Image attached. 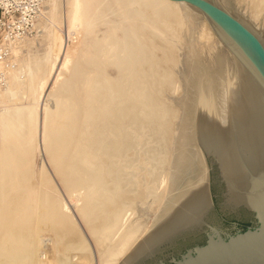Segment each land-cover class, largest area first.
Instances as JSON below:
<instances>
[{
  "label": "bare ground",
  "instance_id": "1",
  "mask_svg": "<svg viewBox=\"0 0 264 264\" xmlns=\"http://www.w3.org/2000/svg\"><path fill=\"white\" fill-rule=\"evenodd\" d=\"M98 1L99 0H66V3H67L66 28L68 29L67 31H70L69 33H71V30L72 32L73 30L77 32L81 31V34L83 32V36L80 39L82 40L84 39L83 40L84 43L81 44L82 43L81 42L80 44L82 47L79 44L78 46L80 47L78 49L75 48V43H74V46L73 44L72 45L70 44V46H73V47L66 48L65 52L63 53V58L59 66L60 68L57 69L59 70V72L56 73L57 75L56 77L54 76L55 79H53V84L51 87L53 89H51L52 91L50 90L51 93H49L50 91L48 92L49 96L48 95L46 96L45 94L46 99L49 100L50 98L52 103L49 100L50 102L48 104H50L49 106L50 108L48 107V105H47V108L49 109L44 108L45 118L43 119V124H42L44 128L43 129L44 130L43 131L44 132V137H43L44 144L43 145L45 147L44 149L46 150L45 152L47 153L46 155L49 159L47 161L50 162L51 167H53L54 169L53 172L59 173L58 175H60L62 178L63 176L67 175V172H71V170L74 167L73 165L75 163H78L77 169H76L77 173H79V171L83 169H89L87 171H90L91 173V169L93 168V170H100V172L102 173L101 175H103L104 177L105 181L103 182L104 184H106L107 189L106 188L102 189L101 183L103 182L101 181V179L103 178L101 176H98V177L96 176V180L95 178H93L94 176L93 177L92 176H85V177L70 176L68 178L69 182L67 183V185L65 184L67 188L71 187L72 182L74 181L76 182L78 180H84V181H81V183L85 182L83 184H87V186H85L86 192L84 193L82 197H80L81 196L80 195L79 196L80 198H78L80 202L77 200L80 204L78 205L77 201L75 203L76 209H78L77 213L81 215V216L79 215V217L83 218L84 222L85 221L87 222L86 223L87 225L85 224L86 227L87 226L90 227L88 220H85V219H88V215L90 217L91 213H89L88 210H90L89 207L92 206V204H95L92 210H94V208L95 209L98 208L99 210L102 209V211H105V212H108V210L111 212L112 209L118 208L119 205H117L115 208L114 207L112 208L114 200L112 199L113 197H111L110 199L109 195H111L110 192L112 191V189H114L113 184L115 183L111 182L113 187L112 185L107 184V182H110L108 178H111L110 173L113 172L112 169H114L115 171L116 169L117 171H119L120 169L122 172H124L122 168L124 166H127V167L131 166L132 162H129V161L138 160L137 158L139 157V155H141L139 154L141 153L140 147H138L140 152L139 153L136 152L139 154L138 156L134 155L136 153H133L135 151H138L137 149H135V151L134 149L130 150L126 154L127 149L130 148V146H132L134 141L136 140V139L132 140L130 138L138 134V132H139L138 135H140L138 137L144 138V135L146 133L141 136V134L145 132V130L143 131V129L148 128V125L153 119L150 118L146 122L145 120H138L137 116H141L145 114L144 116L147 117L151 115V112L154 109L152 106L153 104H151V101H150L151 91L154 88V84H153L154 79H156L157 77L158 78L160 77L161 79L162 75L165 74L163 71H167V69L171 67L168 65L169 67H167V69L163 68V70L160 67L159 68L160 71L164 73V74H160V71L158 72V69H155L156 67L159 66V64L158 65L155 64L156 67L154 69L157 70L158 74H155L156 76L153 74L155 77L152 75L153 72L151 71L153 69L151 70V67L153 66H151L152 59H150V57L152 55V51L156 49L155 47L154 49H152V47L156 43L155 44L153 43L155 40L153 42H151L150 40L153 38V32L151 28L155 31L160 29L161 26H156V23H160L161 21H163L162 18L166 19L167 16L164 15L163 13L165 14L171 13L173 12V10L175 9L177 10V8H179L182 13V9L189 8L184 3L173 2L171 0H136V1L133 0L135 1V3L131 2L132 0H115L114 2L112 0V2L116 4L115 6H117L120 2H123V4L125 3L123 7L121 6L123 4H119V6L116 7L118 9V10L116 9L117 12L114 11L115 12L114 19H116V15H119L117 16L119 17L117 18L119 20L121 19L120 17H122L121 19L122 21L118 20L119 23L120 22L122 23V24H119L120 25L119 27V25H117L118 22L116 23V25L113 24V22H111L112 25L110 24L107 26V24H109L108 23L109 21H107L109 20L107 19L108 18L107 16L105 17L106 22L104 23V21L102 20L103 18L102 15L104 16L108 15V13L109 14L112 13L111 11L113 10L108 12L109 11L108 9L111 8V6L107 8L108 6H106L105 3L104 5L106 7L102 6L103 5L102 0H101L102 3L100 2L102 5H99L100 3H98ZM234 1L238 4H241L242 0H234ZM245 1L248 2L249 0L248 1L245 0ZM253 1H256V0H253ZM104 2H106L107 4L106 0ZM246 2L244 3L245 5H246ZM259 2H262V0L261 1L259 0ZM111 3H108V5L109 4L111 5ZM113 3L112 5L114 6ZM96 4L99 6L97 7L98 10L104 9L103 7L107 8L105 10L106 14L102 10H100L101 13L99 14L101 16V21H99L98 19L99 14L98 12H96L97 11ZM130 4L131 5L133 4L132 7H130ZM261 4H264V3L262 2ZM247 8L250 9L248 6ZM255 8H257V6ZM262 8L264 9V7ZM94 9L95 11H93ZM112 9L115 10V7L114 8L112 7ZM119 9L122 11L120 12ZM189 9L195 12L194 13L192 11L193 17L192 16L190 17L196 20L197 17H195L194 15H199V12L195 11L191 7ZM248 12L250 11L248 10ZM92 13L98 14L96 15L97 16L96 19L98 22L95 21L94 22L95 24L92 22L94 27L92 26V24H90L91 19L94 18L95 16V14H93L94 16L91 18ZM122 13L124 15V18H123ZM255 13L252 14V12H250V14L248 15V17L250 16V19L252 21L257 20L259 16V15L257 16V14ZM179 14H178V17H179ZM110 15L113 18L114 13ZM237 16L247 28H249L252 32H254L260 38L261 42L264 45V33L262 34L259 30H257L256 27L253 25V23H251V21L247 20L246 18H244L243 16L239 14ZM180 18H184V17H180ZM179 20L183 22V19H179ZM92 21L94 20L92 19ZM88 23L91 26L87 25ZM96 23L102 24L103 27H104V24H106V28L103 29L101 25L99 27H102V30L97 31L98 29L95 28V25L97 26L98 24ZM184 23H183V26H184ZM180 24L181 23L179 22V25ZM197 25L199 24L197 23ZM166 26L168 27L169 25H166ZM189 27H192V25ZM196 27L197 26L195 25V28ZM204 27L206 30V26ZM180 28L181 27H179V29ZM199 29L200 31L202 29L204 31V28H199ZM214 29L216 30L217 36L220 38V41L230 46V48L232 49V52L241 60V62L248 69H250L253 72L254 76L249 75V73L243 68H241V70H239L240 68L239 69L235 68V70L231 72V68L230 66H228L227 63L224 65V67L221 66V69L216 70L217 72L215 71L214 73H212L211 70H208L207 67L203 66L201 63L198 62L199 57L196 56L197 51H193L195 49H191V52H189V55H187V61L190 62L188 65L189 68L185 66V69H184L183 66L181 65L182 67L180 68H182L183 70L180 68H178V70L181 71L182 80L187 82L188 86L190 85V87H192L193 90L191 93H189V91L187 93H184L182 97L175 94V98L179 96L178 105L180 108L179 107L177 108L180 109V112L178 109L174 110L176 106L175 104L173 105V103L171 102V98L169 102L171 103L170 105L174 106V107L170 106L171 107L170 111L174 112V114L176 113L178 114V112L180 114H179V119H176V120H179L175 126L176 128L172 130L171 128H169L171 132L170 134L172 135V132L174 133L172 135V140L170 139L171 142H169V138L168 140H166L168 144L171 143V147H170L171 149H169L170 150L169 151L166 148V144H165V148L168 151L165 152L164 151L165 148L162 150L164 151V154L169 152L164 156L165 158L168 155V160L167 162H165L166 159L163 158L164 163H166L164 165V163L161 162L162 160L159 159L160 156L161 158L163 157L164 155L163 153H160L161 155L158 154L159 157L154 156L155 159L158 157L157 158L158 161L156 160L158 164L162 163L164 165L163 167L160 165V167H162L160 168L159 166L155 165L156 161L151 160L153 158L150 157L151 158L150 162H152V164L153 162H155L154 167L155 166L156 168L159 167L162 171L158 169L160 170V172L158 173L157 172L158 170H156V168H153V166L152 168L154 169V173L157 172V174L151 173L152 170L151 172L149 171L151 166L148 167V170H146L147 173L140 174L141 172L139 173V171L138 172L136 171L137 172L136 173L134 171L137 174V176H130L132 174H130L129 172H133V171H128L129 173L128 177L130 178L132 177L131 180L133 181L132 183L134 184H132L129 178L127 177L126 178L123 177L126 180L124 182V179H123L122 181L124 183L120 184L121 182H119V180L121 181L122 174H124L121 171H119V174H115V171H114V174L111 173L114 176L115 175L119 176L118 178L114 177L115 179L120 178L118 180V183L120 185H118L117 183L118 187L115 189L116 191L114 190H113L114 192L112 191V194L117 191L120 192V189L123 188L121 185L130 186V184H132L133 187L134 185H136V187L132 189L134 190L136 188L134 193L133 191H131V189H128L127 187L125 188L127 192H124V189H123V192L128 194L130 191V193H133L132 195H127V198H131V206L133 205L134 207L135 205V207L137 208V215H138L137 218H140L139 221L135 222L131 226H128L127 229H125V227L122 228L123 224L121 223L123 221L121 223L119 222L122 226L118 223V221H121L118 219L119 215L117 216L118 221L117 219L115 220L118 224L114 223L115 221L114 222L112 221L114 220L113 217L114 216L116 217V213H117L116 212L117 209H116V210H112V214H115L113 216L109 214L110 212H108L109 214L108 216H112L111 219L113 218L112 220L110 218H109L110 219L109 221L107 220L108 225H106L107 223L106 224L103 223L104 219H106L107 217L106 215L105 217L102 216V220H101L102 224H105V225H100L102 228L99 227L98 228L99 230L96 229L94 227L95 224H93V227H94L92 228L93 230L91 228H89L91 230H88L87 228L89 234H92L94 231L98 230V232H94L92 234L93 236L96 233L93 237L91 236L92 240L100 236V238L107 239L108 241L109 240L108 235L114 232L113 235L111 236H113L115 239L113 240L112 237L109 235L111 237L110 238L111 240H109L111 242V246L109 245L110 247L105 254V258L101 260L100 264H136V262L138 260H141L142 258L153 256L157 251L160 250L162 246H164V244L170 242L176 236L181 235V234H186L188 232L194 231L195 229L196 230L201 229L202 225L205 223L207 213L212 205L211 196L208 190V177L206 173V167L203 161L202 151H207L208 153H211L219 163L221 173H222V178L226 185V190L224 192L225 202H226L225 204L228 205L229 207L236 208L240 203H244L248 207L254 209L256 202L259 198V195L264 190V88L262 85V81L260 80L258 75H255L256 73L253 71L250 64L246 62L245 57L240 52V50L236 48L233 42H231V40L223 32L220 31V29H218L217 27H214ZM117 30H119V32H117ZM165 30L166 29H164V31ZM169 30H168V33H170ZM180 30H182V28ZM197 30H196V33L199 32V30L198 31ZM160 31L163 32V30H160ZM157 32L159 33V31ZM185 33H188V30L185 31ZM196 33L195 35L197 36L198 33L197 34ZM165 34L166 32L163 33V36ZM172 34L170 33L171 36ZM193 34H191V36H193ZM51 35H52L51 36L52 45H50V47L52 46L51 48L52 51H51V57H50L51 59L49 60L50 61L49 66L47 67L46 66L47 64L46 65L44 64V63H47L46 61L44 62V60L46 59L42 60L45 54L43 56L41 52L40 54L42 57L40 55H38L39 57L35 55L37 59L41 57V60H40L42 61L41 63H43L46 66V68H48V71H47V69L43 66L46 69L45 71H47L46 73L43 72L44 70L40 72L41 68L38 69L36 67L38 71L36 70L34 74L33 72L29 71L28 68L25 69V67L23 66L24 71L22 72L23 74L21 73L23 76L26 75V73L24 74V72H26L25 70L27 69L31 73L27 72V76L22 77V79L17 78V77H21L22 75L15 76V79H14V76L12 77V75L15 73V71L17 73V71L20 72L23 69L20 66H17L21 68L20 71L18 68H17L18 70L15 69L16 68L15 66H14L15 71L9 69L8 66H7L8 69L7 68H5L6 70L4 69L6 71L5 74H7V78H8V80L4 82L6 84V82L9 81L10 85L8 82V84L6 85L9 87H5L6 86L5 85V86H1L4 88H0V89L2 90V89L8 88V90L12 91L11 95L14 92V96L17 99H19V97H21L22 99L25 98L26 100L25 99L24 100L26 102L25 101L23 102L22 99L20 98L21 101H16V100L12 101L15 106L14 105L10 106L8 104L11 102V100H13V98H11L9 102V98L11 96L10 97L8 96L7 105L9 107L1 105L3 108L0 109V164H1L0 165V225H1L0 227L3 226L2 227L3 229H0L1 231L0 246L1 247L4 246V244L9 243L7 241L12 240L10 239V237L13 232H15L14 234H12L15 236V237L12 236L13 243L15 240L18 239L16 237L18 231H19L18 233L19 235L21 234V232H25L26 234H28V232L30 231L29 228L31 226L29 225L30 226L29 227L26 224H29L27 223L28 221L32 223L30 218L35 216L36 212H39V211L40 213L41 212L42 213L41 215L40 213L39 214L37 213L38 216H43L42 214L44 213L45 216L47 217L44 219L47 220L49 217L48 219L49 221L47 220L49 224L48 226L49 228L47 229H50L51 227H53L51 225L53 224L55 225L54 226L55 228L53 227L54 229L53 228L50 229L51 231L58 229L57 231L59 233L60 232L63 233L64 231V232H68L67 234H69L71 232L70 229L74 227V230H72L71 235L74 236L75 234L73 235V231L76 232L75 230L76 227L71 225L72 221L70 220L72 218L69 219V215H67L68 212L66 213V211L69 209L67 208V206L63 208V210L62 208L60 210V208L54 206L55 202L53 198L44 199L43 195L45 194L42 195V193H41L42 196H40L42 199V202L40 201L41 203L38 206L39 200L36 201V198H37V193L35 192L36 189L34 190L33 188L30 189L28 187V185L30 186V183L32 182H30L29 184H27L28 182L27 183L24 182V179L26 180L27 179L26 176H28L27 171L24 168L26 167L25 165L27 164L29 160V156L34 150L33 147L35 145L33 138L35 136L36 129H37L36 119L38 115L35 109H36L38 100L40 96L42 95L45 85L48 81L49 73L51 70H54L53 67H55L54 65H56L55 60L59 57V55H61L60 52L61 50L63 52L62 48H64L62 39L59 37L57 38L54 37V34H51ZM77 35L79 34L77 33ZM167 35L164 36L166 37L165 39L166 41H164V43L169 42L167 41L169 40L167 39ZM202 35L203 34H201L200 36ZM174 37L176 38V36ZM184 39H187V36ZM196 39H197L196 41L198 42V38ZM173 40H177V39L173 38ZM148 41L151 43H147ZM161 41L162 40H160V42L158 43H163V41L162 42ZM178 41L180 42V40ZM26 42L28 41L26 40ZM37 42H40V41H37ZM197 42L196 43L194 42L196 46L198 44ZM23 43L21 45H23ZM29 43L30 41L27 44ZM149 44H151L150 45L151 51L147 50L149 48L146 47V45L148 46ZM166 44L167 43H165L164 45ZM17 45L18 46L11 47L12 51L10 55H11V58L14 60H17L16 62L18 63V59H20V56L18 59L16 58L19 55L18 52H21L19 51V46L21 47V45L20 44H17ZM161 45L158 44L157 48L158 46H161ZM23 46H25V44ZM194 46L193 48H195ZM145 47L147 49H145ZM28 48L29 49L31 48L30 44ZM28 48L26 47V50ZM45 48L47 51L51 50L50 48L49 49H47V47ZM160 49L162 48L160 47ZM164 49L167 50L166 47L163 48L162 50ZM76 50L77 52L78 51L81 52V55L79 52H78L79 54L75 52ZM141 50H144L145 52L148 51L149 53L151 52V55L147 53L145 55L144 54L141 55V53L138 52ZM156 50L154 51L156 52ZM47 51H44V53ZM155 52H153V57H154ZM161 52H165V51H161ZM161 52L159 51L160 54ZM173 52L175 53V51ZM173 52L172 53L170 52V53L173 54ZM137 53H140V55ZM20 54L22 55L23 53H20ZM77 54L78 56L80 55L82 57L80 56L78 57ZM182 56H183V53H182ZM27 57L25 58L27 59ZM35 58L33 57L31 59H35ZM80 58L83 61H81ZM22 59L24 58L21 57V60ZM26 59L22 61L20 60V62H23L26 65L25 61H28ZM28 59L29 61L27 64L31 67L32 65L34 67L35 65H37V63L40 62L39 60H38L39 62H37L36 61L37 59L35 60V62L34 60L32 62L30 57ZM30 62H32V65L29 64ZM39 64L37 66L41 67L42 64L40 65ZM3 65H4V62L2 66L0 63V66L2 68H4ZM163 66H166V65L163 64ZM33 67L30 68V70H32ZM111 69L116 70V73L115 71L112 72V74L113 73L115 74V78L114 76L113 77L111 76L112 75L110 73ZM155 70L153 71L155 72ZM215 73L216 75L213 76L212 74H215ZM149 74H151L153 78L152 77L148 78L147 76H149ZM127 75H128L129 81H127L126 79ZM11 77L13 79H11ZM181 77H179L178 79L180 80ZM1 85H4V84L2 83ZM8 90H6L8 92L7 94H9ZM62 90H64V92H66L67 90L68 93H66V96H63V97L60 96L61 95L60 92H62V95L64 93ZM0 93H3V95L0 94L1 101L3 99L1 98L2 96L3 97L6 96L5 99L7 98V94H5L6 93L5 90H2ZM181 93L179 92L180 95ZM170 94H173V93L171 92ZM173 97H174V94H173ZM48 100H46V102ZM167 100L169 101V99ZM6 102H7V99H6ZM18 102H19V105L16 106ZM20 102H23V104ZM0 104H3V103H0ZM4 105H5V102H4ZM166 105L167 106L169 105L167 101H166ZM168 108L166 106L164 107L163 115L161 114L162 116H166L167 114L166 111H169L167 110ZM167 115L170 116V114H167ZM166 117L168 118V116ZM174 118L176 117H173V119ZM121 121L122 122L124 121V124ZM159 121L162 122L160 119ZM164 121L162 123L159 122V124H161L162 126V124L164 125L165 123L166 125L167 124L166 122L168 121L167 120L166 122ZM119 122L122 125H118ZM148 122L149 124L144 126V124L145 123L147 124ZM153 125L155 127L156 125L155 121H154V124L152 123V126ZM118 126H120V128ZM169 126L172 127L173 125H171L170 123V125L168 124V127ZM168 127L166 129H168ZM140 129L142 130V133L141 131H139ZM148 129H146V131H148ZM170 134L169 136L171 137ZM135 137L137 138V135ZM127 138H129L128 139L129 142L130 140H132L131 141L132 143H128V142H127L128 144L122 143ZM137 139L139 140V138ZM138 140L137 142H139L141 146L142 144L144 145V139H141L143 140L142 141L143 143L142 142L140 143L141 140L140 141ZM148 142H149V139H148ZM122 144H126V145H123V146H126L124 154L126 155L125 159L128 160V163H131L130 165L127 163L124 164V166H121V164L119 165V163H121V160H123L124 158V156L123 157L121 156L122 159L119 160L120 155H123L121 153L124 152V147L121 146ZM129 144H132V145L129 146ZM134 146H137V145H134ZM120 147L123 148L121 153L119 152L121 151ZM151 148H154V147H151ZM144 150H142L143 151L142 153H146L148 156L150 155V153L151 154L153 153V152L149 153L150 150L149 151L145 150L147 152H144ZM118 152L120 153L119 156H118L119 154ZM132 155H134V157L136 156L137 158L135 157V159L132 158V160H130L131 159L130 156ZM147 158L149 159V157ZM115 161L117 163H114V165L115 166L119 165L122 168L121 167L119 168V166L114 167L112 164ZM142 162L144 161H141V163ZM150 162L148 164H150ZM89 164L91 166H89ZM136 167H138V165H136ZM140 168H141L140 170H142L143 167L141 166ZM126 173L127 172L125 171V174ZM87 174H89V172ZM43 176H45V174ZM43 176L41 179H43ZM45 177L44 179H46ZM99 177L101 179L97 181ZM112 178L110 179L111 181H112ZM44 179L42 182L46 181ZM127 180H129L130 182L129 184L128 182L126 183ZM77 183H80V182H77ZM108 185L112 187V189H110L111 191L109 190ZM99 186H101L100 188L101 190H103L102 192H105L104 190H107L109 194L106 192L107 194L103 195V193H101ZM30 187H33V186L31 185ZM69 189L70 188L66 190H69ZM118 192L115 193L116 196ZM115 195H112V196H115ZM117 197L119 198V196ZM125 197L126 195L124 196V198ZM116 200L118 199H115V202H114L115 205L117 203ZM120 202L122 203V200H120ZM128 202L126 201V204L122 203L123 206L120 203L121 206L119 207L120 208L123 207L124 210L128 209L130 205H128V208H126L127 206H124V205H127ZM37 207H39V211L35 212V209ZM66 208L67 210H64ZM110 208L112 209L110 210ZM120 208H118V210H120ZM40 209H42V211ZM98 209L97 211H99ZM129 209H132V208H129ZM124 210H122L121 212L119 211V212L122 213ZM133 210H129V211L126 210V211L130 212ZM46 211L50 212L49 213L50 216ZM124 213L120 215L123 217ZM103 214L104 212L101 213L99 211L100 216ZM99 215L96 214V216H94L96 217V219H94V222L98 220L99 217L97 218V216ZM131 215H132V212H131ZM37 217H35V219ZM130 217H127V218L129 219ZM37 219H39V217ZM41 220H42V217H40V221ZM92 220H91V223L93 222ZM125 221H128V220H124V223ZM112 222L115 224L113 227L116 226V231L115 229L111 227L113 225ZM25 227H27L29 231L27 230V228L25 229ZM36 229L38 230V228ZM24 230H27L28 232ZM32 230H34V228ZM37 230L35 231L36 233H37ZM31 233L32 232L29 233L30 236H31ZM34 233L32 234L34 235ZM29 234L28 236L26 235L27 239L25 238L27 241L25 239H22L24 241L20 239L23 242L22 243L21 241L18 240L19 242L22 243V244L19 243L21 244L22 247L23 245H25L24 242L25 241L28 242V239H30ZM52 234L54 236L53 239H56V241L57 239H61L60 236H57L59 234L56 235L55 232H53ZM33 235L31 239L33 238ZM55 235H56V238H55ZM61 235H64V234H61ZM66 235L63 237H66ZM62 239L60 240L61 242L59 240L58 241L62 243ZM80 241H83V240H80ZM29 242L32 243V241L30 240ZM54 242L55 240L53 241V243ZM64 242H67V240H65ZM69 242H71V240ZM95 242H97V239L95 240ZM53 243L51 242L52 245ZM79 243H77L78 246L76 244V248L77 247L82 248V246L80 247ZM83 243H84L83 248H85L86 244L85 242ZM33 244H30V246H28L30 250L33 249L31 248ZM80 244H82V242ZM27 245L28 244L25 245V248H26V249L24 248L25 251L24 249L23 250L21 249V251H24L23 253L25 252L27 253V250L29 251V248L27 247ZM12 246L13 247L10 246L11 249L16 248L15 251H17L18 247H14L15 246L14 244ZM95 246H96V243H95ZM1 247L0 249H2ZM10 247L8 248L6 247L7 251L5 252H7L8 254L12 252V251H8ZM18 251L20 252L19 249ZM77 251L79 252L80 250L77 249ZM98 251L100 254V250ZM30 252L31 251H29L27 255ZM80 252H83V250ZM101 253H102V249H101ZM3 254L5 255L6 253L3 252ZM14 254L16 255V252L13 253V255ZM22 254L21 256L26 255V254H23V255ZM9 255L8 257L5 256L4 258H0V264H30L28 263L29 261L28 257L25 258L24 256L25 258L24 260V258L20 257L21 258L20 259L18 258L19 256L16 255L15 258H17V260L12 261ZM14 256L12 257L11 255V258L13 260H14ZM99 256H102V255L100 254ZM36 257L37 255L34 256V259ZM36 262H39L40 264L39 257H38V261Z\"/></svg>",
  "mask_w": 264,
  "mask_h": 264
},
{
  "label": "rangeland",
  "instance_id": "2",
  "mask_svg": "<svg viewBox=\"0 0 264 264\" xmlns=\"http://www.w3.org/2000/svg\"><path fill=\"white\" fill-rule=\"evenodd\" d=\"M102 1H103V5L101 4L102 3ZM99 0L98 1V3H100L99 5H102V6H108L107 8H109V6H111V8H109L107 11L108 12H110L111 10H113V11H111L112 13H114V15H113V18H112V16L110 15V14H112V13H108V15H102L103 16V18H102V20L104 21V23L106 22V20H105V17L107 16L108 18L107 19H109V20H107V21H109L108 23L109 24H107V26L108 25H112V23L111 22H113V24H115L116 25V23L118 22V20L119 19H117V18H119V17H117V16H119V15H116V19H114V16H115V12H117L116 11V7L117 6H119V4H123V2H120L117 6H115L116 4H114L113 2L115 1V0H113V2H112V0H111V2L114 4V6L112 5V3L110 2V0H106L107 1V4H106V2H104L105 0ZM136 1V0H135ZM135 1H131V2H134L135 3ZM225 7H227L232 13H234L235 15H241V16H243L244 18H246L247 20H249V21H251V23H253V25L256 27V29L257 30H259L262 34L264 33V9L262 8V7H264V4H261L262 2L264 3V1L262 0V2H259V0H256V1H253V0H247L248 2H246L245 0H242L241 1V4H238V3H236L234 0H219ZM226 1V2H225ZM228 1V2H227ZM244 1V2H243ZM261 1V0H260ZM246 2V5L244 4ZM250 2V3H249ZM97 3V4H98ZM104 3H105V5H104ZM108 3H111V5L109 4L108 5ZM116 3V2H115ZM236 3V4H235ZM249 3V4H248ZM256 3V4H255ZM96 4V5H97ZM125 4V3H124ZM124 4L123 5H121L122 7L124 6ZM258 4V5H257ZM133 5V4H132ZM132 5L130 4V7H132ZM253 5V6H252ZM105 6V7H106ZM120 6V7H121ZM245 6V7H244ZM247 6L250 8V9H248L247 8ZM257 6V8H255ZM97 7H99L98 5L96 6V12H98V14L99 13H101V11L100 10H102L105 14H106V12H105V10L107 9V8H105V7H103L104 9H100V8H102V7H100L99 9L100 10H98V8ZM112 7L114 8L115 7V10L114 9H112ZM261 7V8H260ZM184 8V7H183ZM246 8V9H245ZM127 9V8H126ZM252 9V10H251ZM66 10H67V3H66V0H0V63H1V66H2V64H3V62H4V65H3V67L4 68H2L1 66H0V82H1V84L3 83L4 85H1L0 84V88H4V87H1V86H5L6 84H8V82H6V84H5V82L4 81H7L8 80V78H7V74H5L6 73V69L5 68H7L8 69V67H9V69H11V70H14V68L15 69H19V71H20V69L22 68L23 70L22 71H20V72H18L17 71V73H16V71H15V75L13 74L12 75V77L14 76V79H15V76H21L23 73V71H24V68H23V66L25 67V69L26 68H28L29 69V71H31V72H35L36 70L38 71V69L39 68H41V71L40 72H42L43 70V72H47L48 71V68H46V66L48 67L49 66V64H50V57H51V51H52V46L50 47V45H52V41H51V34H54V37H59V38H61L62 39V41H63V47L64 48H62L63 49V52H62V50H61V52H60V54L61 55H59V57L55 60V64L56 65H54L55 67H53V69L54 70H51L50 71V73H49V78H48V81H47V83H46V85H45V88H44V90H43V93H42V95L40 96V98H39V100H38V103H37V106H36V113L38 114L37 115V119H36V126H37V129H36V133H35V136H34V144L35 145H37V146H35L34 145V147H33V151H32V153H31V155L29 156V160H28V162H27V164L25 165L26 167L24 168V169H26V171H27V174H28V176H26V180L24 179V182H28L27 184H29L30 182H32V183H30V186L32 185L33 187H30L29 185H28V187L31 189V188H33L34 190L36 189V193H37V198H36V201H38V206L40 205V203L42 202V199H41V197L40 196H42L43 194H45V195H43V197H44V199L45 198H53V200H54V202H55V207H58V208H60V210H61V208H62V210H63V208H65L66 206H67V208H69L68 210H67V208L66 209H64V210H67L66 211V213L68 212V214L67 215H69V219L70 218H72L70 221H72L71 222V225L72 226H75L76 228H75V230H76V232H74L73 231V235L74 236H72L71 235V233H72V230H74V227H72L70 230H71V232L69 233V234H67L68 232H64L63 231V233H61V234H64V235H61L57 230H50V229H52L55 225H53V224H51L53 227H51L50 229H47V228H49L48 226H49V224H48V222H47V220L49 219V217H48V219L46 220V219H44V218H47L46 216H45V214L43 213L42 215L43 216H38L37 215V213L39 214L40 213V211H39V207H37L36 209H35V212L36 211H39V212H36V214H35V216H33V217H31L30 218V220H31V222L32 223H30L29 221L27 222V223H29V224H26L27 226H29L30 228V231L28 230V228L27 227H25V229L27 228V230L29 231H27V230H24V231H27L28 232V234L30 233V232H32V233H34L37 229L36 228H38V230H37V233L35 234L34 233V235L31 233V236H30V234H29V238L30 239H28V242H26L27 240V237H26V235L28 236V234H26L25 232H21V234L19 235L18 233H19V231L17 232V235H16V237L18 238L17 240H15V241H17L18 242V244H17V242H15L14 241V243L12 242V240H13V237H15L14 235H12V234H14L15 232H13L12 234H11V237H10V239H12V240H9V241H7V242H9V243H6V244H4V246H0L2 249H0V258H4L5 256H7L8 257V255L9 254H11L13 251H15L16 250V248H13V249H11V247H13L12 245L14 244L15 246L14 247H18L17 248V251H18V249L20 250V252L18 251V253H17V251H15L16 252V255H18L17 257L18 258H24V256H25V258L26 257H28L27 259L29 260H27L28 261V263H30V264H39V262H36V261H38V257H39V260H40V264H75V263H77V264H100V262H101V260H103L104 258H105V254H106V252L108 251V249H109V247L111 246V242L109 241V240H111L110 238L112 237V239L114 240L115 238L113 237V236H111V235H113V233L114 232H112V233H110L109 235L111 236H109L108 235V241H107V239H103V238H100V236L99 237H97V238H94L95 240L97 239V242H95V240L93 239H91L93 236H92V234L94 233V232H98V228L99 227H101L100 225H105L106 223V225H108V221L111 219V217L113 216V215H115V214H112V210H118V208H120L119 206H121L122 205V203H125L126 204V201L128 202L129 201V199H130V203L128 204L127 203V205H124V206H127L126 208H128V205H130L131 206V198H127V195H132L134 192H135V189L134 190H132L134 187H136V185H134V187H133V185L132 184H134V183H132L133 181L131 180L132 179V177L130 178V177H128V174L130 173V174H132V175H130V176H137V172L139 171V173L140 174H142V173H147V171L146 170H148V167H150V169H149V171L151 172V170H152V172L151 173H153V174H157V172L159 173L160 172V168H162L166 163H164V160H163V158H164V156L167 154V153H169V152H167L166 154H164V151L166 152V151H168L169 149H171L170 147H171V143H167V141L166 140H168V138H169V142H171L170 141V139L172 140V135L174 134L173 132H172V135L170 134L171 132H170V129L169 128H171V130L172 129H175L176 127V124L178 123V121L179 120H176V119H179V112H180V107H179V105H178V98H179V96L180 97H182L183 95H184V93H187L188 91H189V93H191L192 92V90H193V88L192 87H190V85L188 86V84H187V82H185V81H183L182 80V77H181V71L180 70H178V68H180V67H182L183 66V68L185 69V66H187V68H189V63L190 62H188L187 61V55H189V52H191V49H195V50H193V51H197V53H196V56L197 57H199V59H198V62L199 63H201L203 66H205V67H207L208 68V70H211V72L212 73H214L216 70H218V69H221V66H223L224 67V65L227 63L228 64V66H230V68L232 69V68H234V64H233V62H232V58H231V55H230V53H229V51L225 48V46L218 40V38H217V36L215 35V33L213 32V30H212V28H211V26H210V24L208 23V21L203 17V16H201V15H194L195 17H197V19L195 20L194 18H192L193 16V13H192V11L193 10H190L189 8H184V9H182V13H181V10L179 9V8H177V10L175 9V10H173V12H171V13H168V14H165V13H163L164 15H166L167 17H166V19H163L162 18V20L163 21H161L160 23H156V26H161L160 27V29H158L157 31H159V33L157 32V31H155V30H153L152 28H151V30H152V32H153V38L152 39H150L151 40V42H153L154 40V44L156 43L157 45L159 44V45H161V44H163L164 43V41H166L165 39H166V37H164L165 35H167V39H169V40H167V41H169V42H165V43H167L166 45H161V46H158V48H157V45L155 44L153 47H152V49H154V47L157 49H154V50H156V52L153 50L152 51V55H151V52L149 53L148 51L147 52H145L146 50L145 49H147L146 47H148L149 49H147V50H149V51H151L150 49V45L151 44H149L148 46L146 45V47H145V51L144 50H141V51H143V52H141V51H138V52H140L141 53V55L142 54H149V55H151V57H150V59H152L151 60V66H153V67H151V70L153 69V70H155V69H158V72L160 71V67L162 68V70H163V68H165V69H167V67H169V66H171V67H169L168 69H167V71H163V72H161L160 71V74H164V75H162V78L160 79V77L158 78H156V79H154V88L152 89V91H151V98H150V101H151V104H153L152 106H153V110H152V112H151V115H149V116H147V117H145L144 115H141V116H137V119L138 120H145L146 122H147V120L148 119H153L154 121H155V127H154V125L152 126V123L154 124V121L152 120L151 122H150V124H149V122L146 124H144V126L145 125H151L152 127H154V128H152L151 126H149L148 125V128L149 127H151L152 128V130H151V128H146V129H148V131H146V129H143V131L145 130V132L144 133H142V130L140 129L139 131H141V136L142 135H144L145 133V135H144V138H142V137H138V136H140V135H138L139 134V132H138V134H136L137 135V138H139V140L135 137V136H133L132 138H130V139H136L135 141H134V143L136 142V143H138V144H134L133 143V145L132 144H129V146L130 145H132V146H130V148H128L127 149V151H126V154H127V152L128 151H130V150H133L134 149V151H135V149H137L138 151H135V152H133V153H136V152H140L139 151V148L138 147H140V150H141V153H139V154H141V155H139L138 153H136V154H134V155H136V156H138L139 155V157L137 158L136 156V158L138 159V160H133V161H129V162H132V164L131 163H128V160L127 159H125L126 157V155L124 154L125 153V147L126 146H123V145H126V144H122L121 146L122 147H124V152L123 153H121L122 152V147H120L119 149L121 150V151H119L121 154H123V155H120V153L118 154V156L120 155V157L122 156H124V158H123V160H125V161H123V160H121V163H119V165L121 164V166H124V164H131V166H124L123 168L121 167V166H119L118 164H116V165H118L119 166V168L121 167L122 168V170L124 171V172H122L119 168V171H121L122 173H124V174H122L121 172V174H122V178H121V181L119 180V179H115L114 177H116V178H118L119 176L118 175H112V174H114V169H112L113 170V172H109L110 173V175H111V178H112V181L110 180L111 178H108L109 179V181L110 182H107V184H109V185H112L111 184V182H113V183H115V184H113L114 185V189H112V187H113V185H112V187L111 186H109V190L110 189H112V191L114 190V191H116L115 189L118 187L117 186V183H118V180H119V182H121L120 184H122V183H124L125 182V180L126 179H124L123 177H127V178H129V180L131 181V183L132 184H130V186L129 185H121L123 188H121V186H120V192H118V194H117V196H119V198L115 195V193H117V192H115V193H113L112 194V191L110 192V194L111 195H109L110 196V199H111V197H113L112 199L114 200L113 201V205H112V208L114 207H116L117 205H119L118 206V208H116V209H112V208H110V210H111V212L108 210V212H110L109 214L110 215H112V216H108L109 214H108V212H105V211H102V209H98L101 213L102 212H104V214L103 215H99V211H97V209H95L94 208V210H92V208H93V206L95 205V204H92V206H90L89 207V209L90 210H88V212L89 213H91L90 214V217H89V215H88V219H85V220H88V223H89V226L90 227H86V221L84 222V219L83 218H81V217H79V215L80 214H78L77 212V210L78 209H76V205H75V203H76V201L78 200L79 202H80V200L78 199V198H80V197H82L83 195H84V193L86 192V190H85V186H87V184H83V183H85V182H82L81 183V181H84V180H78V181H74V182H72V184H71V187H68V188H70L69 190H66V189H68L67 187H66V185H67V183L69 182V180H68V178L70 177V176H83V177H85V176H94L93 178H95V180H96V176L98 177V176H101L103 179H101L100 177L97 179V181H99L100 179H101V181L103 182V181H105L104 180V177H103V175H101L102 173L100 172V170H93V168L91 169V173H90V171H87V170H89V169H83V170H81V171H79V173H77L76 172V169H77V164L78 163H75L73 166V169L71 170V172H67V175L66 176H63L62 178H61V176L60 175H58L59 173H57V172H53V167H51V164H50V162H48L47 160H49L48 159V157H47V153L45 152L46 150L44 149L45 147H44V141H43V137H44V128H43V126H42V124H43V119L45 118L44 116H45V109L44 108H47V105H48V107L50 106V104H48L50 101H51V99L49 98V100L48 99H46V96L48 95L49 96V93H51V89H53V88H51L52 87V84H53V79H55V77H56V73H58L59 72V70H57V69H59L60 67V63H61V61H62V58H63V53L65 52V50H66V48H70V47H73L74 46V43H75V48H79L80 46H81V44H83L84 43V39L82 40V39H80V38H82V36H83V32H82V34H81V31H79V32H77V31H75V30H73V32H72V30H71V33H69L70 31H67L68 29L66 28ZM118 10V9H117ZM120 10V9H119ZM180 10V11H179ZM246 10V11H245ZM248 10L250 11V12H252V14L253 13H255V14H257V16H258V18H257V20H255V21H252L251 19H250V16L248 17V15L250 14V12H248ZM261 10H262V12H261ZM93 11H95V9L93 10ZM115 11V12H114ZM122 10H120V12H121ZM102 12V13H103ZM184 12V13H183ZM194 12V11H193ZM246 12H248V13H246ZM258 12H259V14H258ZM103 13V14H104ZM179 13H181V14H179ZM188 13H189V15H188ZM195 13V12H194ZM93 14H95V13H92V15H91V18L94 16ZM98 14H95V16L96 15H98ZM121 14V13H120ZM177 14V15H176ZM178 14H179V17H178ZM122 15H123V13H122ZM180 15H182V16H180ZM94 16V18H92L94 21H92V19H91V23L90 24H92V22L94 23L95 21L96 22H98L97 21V16L95 17ZM121 16V15H120ZM163 16V15H162ZM190 16H192V17H190ZM110 17V18H109ZM180 17H184V18H180ZM187 17H188V19H187ZM121 19H122V17H120ZM123 18H124V15H123ZM192 18V19H191ZM96 19V20H95ZM98 19H99V21H101V16H100V14H99V16H98ZM120 19V20H121ZM179 19H183V22L181 21V20H179ZM119 20V21H120ZM185 20V21H184ZM188 20H189V22L191 23H189L188 22ZM198 20V21H197ZM102 21V22H103ZM122 21V20H121ZM90 22V21H89ZM101 22V23H102ZM179 22L181 23L180 25H179ZM185 22V23H184ZM187 22V23H186ZM205 24H204V23ZM103 23V24H104ZM183 23H184V26H183ZM189 23V24H188ZM194 23H195V25L197 26L196 28H195V25H194ZM197 23L200 25H197ZM201 23V24H200ZM204 25H203V24ZM89 23L87 24V25H89V26H91ZM95 24V23H94ZM96 24H98L97 26L95 25V28H97L96 30L97 31H100V30H102V27H103V25L102 24H100V23H96ZM119 24H122L121 22L119 23H117V25H119ZM189 26H191L192 25V27H189ZM102 25V27H99V26H101ZM114 25V26H115ZM166 25H169L168 27L166 26ZM185 25H186V27H185ZM92 26H93V24H92ZM165 26H166V28H165ZM183 26V27H182ZM204 26H206V30H205V27ZM94 27V26H93ZM119 27H120V25H119ZM176 27V28H175ZM179 27H181L182 28V30H180L179 29ZM204 28V31H203V29L200 31V29L199 28ZM48 28V29H47ZM104 28H106V24H104V27H103V29ZM169 28H170V30H169ZM186 28V29H185ZM195 30H194V29ZM118 29V28H117ZM164 29H166L165 31H164ZM185 29V30H184ZM199 30V32H200V34H199V32H197L196 33V30ZM49 30V31H48ZM160 30H163V32L162 31H160ZM168 30L170 31V33L172 34V33H174V34H172V36L170 35V33H168ZM174 30V31H173ZM188 30V33H185V31H187ZM197 30V31H198ZM47 31V32H46ZM193 31V32H192ZM195 31V32H194ZM79 34V35H77V33ZM117 32H119V30H117ZM151 32V31H150ZM166 32V34L163 36V33H165ZM179 32H181V33H179ZM202 32V33H201ZM194 33V34H193ZM195 33L197 34V36L195 35ZM76 34V35H75ZM177 34V35H176ZM182 34V35H181ZM185 34H186V36H187V39H184V38H186V36H185ZM189 34V35H188ZM191 34H193V36H191ZM201 34H203L202 36H200ZM43 35V36H42ZM81 35V36H80ZM181 35V36H180ZM205 35V36H204ZM40 36H42V37H40ZM49 36V37H48ZM76 36V37H75ZM174 36H176V38L174 37ZM178 36V37H177ZM191 36V37H190ZM200 36V37H199ZM79 37V38H78ZM170 37V38H169ZM174 39H177V40H173V38ZM182 37V38H181ZM41 38V39H40ZM45 38V39H44ZM73 38V39H72ZM75 38H76V40H75ZM180 38V39H179ZM196 38H198V42L196 41L197 39ZM39 39V40H38ZM47 39V40H46ZM25 40V41H24ZM26 40L29 42L30 41V49L28 48L29 47V44H27L28 42H26ZM34 42H33V41ZM36 40V41H35ZM78 40H79V42H78ZM149 40V39H148ZM157 40H159V41H157ZM160 40H162L163 41V43H158V42H160ZM178 40H180V42L178 41ZM192 40V41H191ZM193 40H194V42L196 43H198L197 44V46H196V44L193 42ZM23 41H24V43H23ZM37 41H40V42H37ZM43 41V42H42ZM161 41V42H162ZM174 41H176V42H174ZM21 42V43H20ZM46 42V43H45ZM71 42V43H70ZM77 42V43H76ZM82 42V43H81ZM151 42H147V43H151ZM173 42V43H172ZM23 43V45L25 44V46H23V45H21ZM81 43V44H80ZM146 43V44H147ZM171 43V44H170ZM180 43V44H179ZM195 44V46H194V44ZM17 44H20L21 45V47L19 46V51H21V52H18V57L16 58V59H18L19 58V56H20V59H18V63L16 62L17 60H14V59H12L11 58V47H15V46H18ZM39 44V45H38ZM70 44L72 45L73 44V46H70ZM80 44V46H78ZM177 44H179V45H177ZM26 45H28V46H26ZM77 45V46H76ZM22 46H23V48H22ZM179 46H180V48H179ZM188 46V47H187ZM193 46L195 47V48H193ZM25 47V48H24ZM26 47L28 48L27 50H26ZM45 47H47V49H51V50H46V48ZM82 47V46H81ZM160 47L163 49V48H167V50L166 49H164V50H162V49H160ZM175 49H173V48ZM183 47V48H182ZM185 47V48H184ZM200 49H199V48ZM44 48H45V50H44ZM188 48V49H187ZM31 49H33V50H31ZM172 49V50H171ZM178 49V50H177ZM181 49V50H180ZM28 50H30V51H28ZM44 51H47V52H45L44 53ZM159 51L161 52V51H165V52H161V54L159 53ZM167 51V52H166ZM173 51H175V53L173 52ZM177 51V52H176ZM181 51V52H180ZM26 52H28V53H26ZM42 52V53H41ZM75 52H77V50L75 51ZM79 52V51H78ZM77 52V53H78ZM145 52V53H144ZM153 52H155L154 53V57H153ZM173 52V54H171V53ZM20 53H23L22 55L20 54ZM31 53V54H30ZM43 54V56H44V54H45V56H44V58H42V60H44V59H46V60H44V62L46 61L47 63H41L42 61H40L41 60V54ZM50 53V54H49ZM80 53V55H81V52H79ZM78 53V54H79ZM140 53H137V54H139L140 55ZM182 53H183V56H182ZM198 53H199V55H198ZM27 54H29V55H27ZM78 54H77V56H78ZM159 54V55H158ZM26 55V56H25ZM34 55V56H33ZM39 57L38 55H40L41 57L39 58V59H37V57ZM50 55V56H49ZM79 55V56H80ZM186 55V56H185ZM27 57V59L25 58V57ZM78 56V57H79ZM173 56V57H172ZM175 56V57H174ZM185 56V57H184ZM21 57H23L24 59H22V60H28L29 61V57H30V59L31 58H35V59H31V61L33 62V60H34V62H35V60L37 61V62H39L40 64H42L41 65V67L40 66H37L39 63H37V65H35L34 67H33V65H32V62H30L29 64H31L32 65V67H33V71L32 70H30V68H32L31 66H29L27 63H28V61H25L26 62V65L23 63V62H20V60H21ZM46 57V58H45ZM80 57H82V56H80ZM48 58V59H47ZM59 58H60V60H59ZM176 58V59H175ZM182 58V59H181ZM83 59V58H82ZM184 59V60H183ZM21 60V61H22ZM39 60V61H38ZM80 60H81V58H80ZM182 60V61H181ZM81 61H83V60H81ZM81 61H80V63H81ZM180 61H181V63H180ZM184 61H185V63H184ZM17 64H16V63ZM57 62V63H56ZM11 63V64H10ZM19 63H21V64H19ZM9 64V65H8ZM15 64V65H14ZM23 64V65H22ZM34 64V63H33ZM39 64V65H40ZM158 65L159 64V66L158 67H156V65ZM162 64V65H161ZM163 64L164 65H166V66H163ZM233 64V65H232ZM22 65V66H21ZM169 65V66H168ZM178 65V66H177ZM182 65V66H181ZM8 66V67H7ZM10 66H11V68H10ZM15 66V67H14ZM17 66H20V67H17ZM28 66V67H27ZM47 69V71H45L46 69L44 68V67ZM13 67V68H12ZM38 69H37V68ZM156 67V68H155ZM2 68V69H1ZM36 68V69H35ZM44 68V69H43ZM155 68V69H154ZM174 68V69H173ZM217 68V69H216ZM5 69V70H4ZM17 69V70H18ZM28 69L27 70H25L26 72H24V74L26 73V75L25 76H21V77H17V78H21L22 79V77H26L27 76V72H29L28 71ZM180 69H182V68H180ZM151 71V72H153L152 73V75L154 74H158L157 73V70H155V72L154 71ZM183 70V69H182ZM234 70H235V68H234ZM4 71V72H3ZM111 72V74H112V72H114L115 71V73H116V70L114 69V70H110ZM3 72V73H2ZM31 72H29V73H31ZM217 72V71H216ZM20 75H19V74ZM22 73V74H21ZM29 73H28V75H29ZM175 75H174V74ZM2 74H3V76H2ZM18 74V75H17ZM35 74V73H34ZM114 74V73H113ZM111 75L112 77L114 76V78H115V74L114 75ZM159 74V75H160ZM6 75V76H5ZM153 75V76H154ZM213 76L214 75H216V73L215 74H212ZM53 76V77H52ZM55 76V77H54ZM153 76H151V74H149V76H147L148 78L150 77H152L153 78ZM156 76V75H155ZM154 76V77H155ZM177 77V78H175V77ZM11 77V79H13ZM146 77V78H147ZM179 77H181V79L179 80L178 78ZM10 79V80H11ZM24 79V78H23ZM126 79H127V81H129V79H128V75H127V77H126ZM159 79V80H158ZM163 79H165V80H163ZM173 80V81H172ZM12 81V80H11ZM170 85H169V84ZM190 83V82H189ZM174 84V85H173ZM185 84V85H184ZM191 84V83H190ZM9 85H10V82H9ZM178 85V86H177ZM5 87H9V86H5ZM190 87V88H189ZM166 88H167V90H166ZM171 88V89H170ZM67 89V88H66ZM176 89V90H175ZM1 90V89H0ZM2 90H5V94H7L8 92L6 91V90H8V88L7 89H2ZM1 90V91H2ZM51 90V91H50ZM172 90V91H171ZM182 90H184V91H182ZM0 91V92H1ZM9 91V94H7V102H6V99H5V97H1V98H3L2 99V101H1V99H0V103H3V104H0V106L1 105H3V106H8V105H10V106H13L14 104H13V102L12 101H14V100H16V101H21V97H19V99H17L15 96H14V92L12 93V95H11V92L12 91H10V90H8ZM50 91V92H49ZM63 92H64V90H62ZM68 91H69V89H68ZM168 91V92H167ZM170 91V92H169ZM176 91V92H175ZM181 93V92H183V93H181V95L179 94V92ZM45 92H47V93H45ZM49 92V93H48ZM173 93L174 94V97H173V94H170V93ZM4 93V92H3ZM3 93H0L1 95H3ZM61 93V97H63V96H66V93H68L67 92V90H66V92H64L63 93V95H62V92H60ZM167 93V94H166ZM45 94H46V96H45ZM170 94V95H169ZM175 94L176 95H179V96H177V98H175ZM0 95V96H1ZM8 96L10 97L9 98V102H10V99L11 98H13V100H11V102L7 105V103H8ZM171 96V97H170ZM16 99H15V98ZM24 98V97H23ZM48 98V97H47ZM170 98H171V102L173 103V105L175 104V106H176V108H174V110H179V112H178V114L176 115V114H174V112H172V111H170V108L173 106V105H170L171 103H169L170 102ZM25 99V98H24ZM24 99H22V101L24 102L25 100ZM167 99H169V101L167 100ZM3 100H5V101H3ZM46 100H48L47 102H46ZM166 101L168 102V106L166 105ZM4 102H5V105H4ZM23 102H20V103H22L23 104ZM26 102V101H25ZM17 103V102H16ZM51 103H52V101H51ZM17 105H19V102H18V104H16V106ZM15 106V105H14ZM169 107L167 110H169V111H166L167 112V114H170V116L169 115H167L166 113V116H168V118L169 119H171V120H169L166 116H162L163 115V112H164V107ZM171 106V107H170ZM9 107V106H8ZM174 107V106H173ZM177 107H179V108H177ZM1 108H3L2 106L0 107V109ZM50 108V107H49ZM49 108H47V109H49ZM166 109V108H165ZM173 110V109H172ZM177 112V111H176ZM172 113H173V115H172ZM162 114V115H161ZM173 117H176V118H174L173 119ZM162 118H163V120H162ZM159 119L163 122L164 120V122H166V120L168 121V122H166L167 124L165 125V123H164V125L162 124V126H161V124H159ZM124 121H126V120H124ZM124 121L122 122L123 124H124ZM159 121V122H158ZM171 121V122H170ZM162 122H160V123H162ZM171 123V125H173L172 127L171 126H169L168 127V124L170 125V123ZM173 122H174V124H173ZM118 125H122L120 122L118 123ZM161 126V127H160ZM119 128H120V126H118ZM158 127V128H157ZM162 127H164V128H162ZM168 127V129H166ZM157 128V129H156ZM41 129H42V131H41ZM151 131V132H150ZM174 131V130H173ZM148 132V133H147ZM154 132V133H153ZM175 132V131H174ZM149 133H150V135H149ZM152 133V134H151ZM148 134V135H147ZM169 134L171 135V137L169 136ZM148 136V137H147ZM150 136H152V137H150ZM156 136V137H155ZM146 138V139H145ZM129 138H127L126 140H128ZM141 139H144V145L142 144V146L139 144V142H137V140L138 141H140ZM148 139H149V142H148ZM151 139V140H150ZM157 139V140H156ZM124 141V142H122V143H132L131 141L132 140H130V142H129V140L128 141ZM143 140H141L140 141V143L142 142ZM154 142V143H153ZM159 142V143H158ZM127 143V144H128ZM143 143V142H142ZM164 143V144H163ZM149 144H151V145H149ZM165 144H166V148L168 149H166L165 148ZM134 145H137V146H134ZM148 145V146H147ZM159 145V146H158ZM168 145V146H167ZM134 146V147H133ZM35 147H37V148H35ZM128 147V146H127ZM135 147H137V148H135ZM149 147V148H148ZM151 147H154V148H151ZM155 147H156V149H155ZM162 148V149H161ZM165 148V149H164ZM150 150L149 151V153L150 152H153L152 154L150 153V155L148 156L146 153H142L143 151L142 150ZM159 149V150H158ZM164 149V151H162ZM144 150V152H147V151H145ZM157 150V151H156ZM156 151V152H155ZM170 151V150H169ZM148 153V154H149ZM160 153H163L162 155H163V157L161 158V156L159 157L158 156V154L159 155H161ZM155 154V155H154ZM134 155H132V156H130L131 157V159L130 158H128V159H130V160H132V158L133 159H135V157H134ZM142 155H143V157H142ZM154 156H158L159 157V159L160 160H162L161 162L162 163H164V165L161 163H159L158 164V160H157V158L155 159L154 158ZM119 157V160L120 159H122V157L120 158ZM147 157H149V159L147 158ZM153 158V159H151V158ZM167 157V158H166ZM164 159H166V161L165 162H167V160H168V155L166 156ZM146 159H147V161H146ZM150 159L151 160H154V161H156V164L155 165H157V166H159L160 167V165L162 166V167H157L156 168V166L154 167V163L155 162H153V164H152V162H150ZM127 160V161H126ZM123 161V162H122ZM135 161V162H134ZM140 161V162H139ZM141 161H144V162H142L141 163ZM150 162V164H152V165H150V164H148ZM160 162V161H159ZM114 163H117L116 161L115 162H113V166L114 167H118V166H115L114 165ZM123 163V164H122ZM133 163H134V165H133ZM138 163V164H137ZM141 163V164H140ZM144 163V164H143ZM1 165V164H0ZM111 165V166H112ZM136 165H138V167H136ZM38 166V167H37ZM89 166H91L90 164H89ZM112 166V167H113ZM142 166L143 168H142V170H140L141 168L140 167ZM152 166H153V168H156V170H158V169H160V170H158L157 172H155L154 173V169L152 168ZM136 167V168H135ZM147 167V168H146ZM87 168V167H86ZM88 168H90V167H88ZM131 168V169H130ZM133 168V169H132ZM139 168V169H138ZM146 168V169H145ZM152 168V169H151ZM127 169V170H126ZM136 169H138V170H136ZM145 169V170H144ZM155 170V171H156ZM95 171H97V172H95ZM99 171V172H98ZM116 171H117V169H116ZM115 171V174H119V171H117L116 172ZM125 171L127 172L126 174H125ZM128 171H133V172H129L128 173ZM136 173H135V172ZM148 171V172H149ZM162 171V170H161ZM89 172V174H87ZM74 173V174H73ZM32 174V175H31ZM45 174V176H47V177H45V176H43ZM50 174V175H49ZM57 174V175H56ZM80 174V175H79ZM100 174V175H99ZM149 174V173H148ZM109 175V176H110ZM123 175H125V176H123ZM42 176H43V179H44V177L46 178V179H44V180H46V181H44V182H42L43 181V179H41L42 178ZM121 176V175H120ZM219 174H218V171H216V169L215 168H211L210 169V187H211V192H212V194H213V199H212V205H211V208L209 209V211H208V213H207V216H206V219H205V224L202 226V229L201 230H194V231H191V232H188L187 234H185V235H183V236H179V237H177L176 236V239H174V241L172 242V243H170V242H168V243H166V244H164V246H162L161 248H160V250L159 251H157V254H156V256L154 257V258H151V259H147V260H145V262H143V263H141V264H159L161 261H164L165 263H167L169 260H171L172 259V257H175L177 254H178V252H183L185 249H187V248H190V247H192L193 245H195V244H199V243H202V242H204V238L206 237V234L208 233V232H210L213 228H215V229H217V230H219L220 232H224V233H226V232H231V231H235L236 229H238V228H243L244 227V225L243 224H247L249 221H250V218H251V215L247 212V211H245L244 209H242V208H237L236 207V209L235 208H229V206L227 207V206H225L223 203H222V200H221V194L223 193L224 194V192H225V190H224V192H222V184H221V182H220V179H219ZM47 178H49V179H47ZM64 178V179H63ZM87 178V177H86ZM116 181H115V180ZM124 179V182L122 181ZM129 180H127L126 181V183L128 182V184L130 183L129 182ZM100 181V182H101ZM106 181H108V180H106ZM37 182V183H36ZM77 182H80V183H77ZM39 183V184H38ZM77 183V184H76ZM125 183V184H126ZM66 184V185H65ZM119 183H118V185H120ZM101 185H102V189H107V186H106V184H104V182L103 183H101ZM116 186V187H115ZM101 186H99V188H100ZM128 188V189H131V191H133V193H130V191H129V193L127 194V193H124V192H127V190H125V188ZM130 187V188H129ZM132 187V188H131ZM80 188V189H79ZM53 189V190H52ZM76 189V190H75ZM119 189V188H118ZM123 189H124V192H123ZM51 190V191H50ZM75 190V191H74ZM100 190H101V188H100ZM39 192V194H38V192ZM54 193H53V192ZM68 191V192H67ZM71 191V192H70ZM103 190H101V193H103V195H106L108 192H107V190H104L105 192H102ZM113 191V192H114ZM50 192V193H49ZM107 192V193H106ZM124 193L125 195H126V197L124 198V194H122V193ZM41 193H42V195H41ZM79 193V194H78ZM81 193V194H80ZM109 194V193H108ZM81 195V196H80ZM112 195H115V196H112ZM80 196V197H79ZM42 197V198H43ZM115 197H117V198H115ZM38 198H40V199H38ZM115 199H118V200H116V205L114 204V202H115ZM120 200H122V203L120 202ZM123 200H124V202H123ZM126 200V201H125ZM41 201V202H40ZM77 201V204L79 205L80 203ZM119 203V204H118ZM120 203H121V205H120ZM133 204V203H132ZM57 205V206H56ZM62 206V207H60V206ZM75 205V206H74ZM64 206V207H63ZM74 208H73V207ZM123 206V205H122ZM129 206V208H132V209H123V207L122 208H120V210H116V212L118 213H116V217L114 216L113 218H114V220H112L113 222L117 219V216H118V219L119 220H121V221H118V219H117V221H118V223L120 222H122L121 224H123V227L122 228H124L125 227V229H127L128 228V226H131V225H133L135 222H137V221H139V219L140 218H137L138 217V215H137V208L135 207V205H134V207H133V205L130 207ZM54 208V207H53ZM125 208V207H124ZM134 209V210H133ZM41 211H42V209H40ZM122 210H124L122 213H120ZM129 211V210H133V211H130V212H127V211ZM49 211H51V210H49ZM49 211H46L48 214L50 213ZM70 211V212H69ZM96 211V212H95ZM120 211V212H119ZM45 212V213H46ZM65 212V211H64ZM95 212V213H94ZM113 212H115V211H113ZM127 212L128 213V215H127V213L125 214V213ZM131 212H132V215H131ZM42 213V212H41ZM41 213H40V215H41ZM107 213V214H106ZM122 215L123 213H124V215H123V217L120 215V214ZM130 213V214H129ZM96 214H98L99 216H97V218H98V220L97 221H95L94 222V219H96V217H94V216H96ZM133 214H135V215H133ZM47 215V214H46ZM107 215V217H108V219H107V217H106V219H104V221H103V223H105V224H102V216L103 217H105ZM126 215V216H125ZM130 215H131V217H130ZM39 217V219H37L38 217ZM49 216H50V214H49ZM81 216V215H80ZM121 216V217H120ZM125 216V217H124ZM35 217H37L36 219H35ZM40 217H42V220L40 221ZM92 217H94V218H92ZM121 219H120V218ZM127 217H130L129 219L127 218ZM35 220H34V219ZM110 218V219H109ZM122 218H124V219H122ZM34 221H33V220ZM83 219V220H82ZM93 219V220H92ZM138 219V220H137ZM89 220H90V222H89ZM91 220L93 221L92 223H91ZM108 220V221H107ZM124 220H128V221H125V223H124ZM136 220V221H135ZM49 221V220H48ZM37 222V223H36ZM100 222V223H99ZM112 222V223H113ZM35 223V224H34ZM44 223V224H43ZM74 225H73V224ZM97 223V224H96ZM109 223H111V222H109ZM114 223H116V224H118L116 221L114 222ZM113 223V225L111 226L113 229H115V231H116V226L115 227H113L115 224ZM119 223V224H120ZM35 225V227H34V225ZM48 224V225H47ZM86 224V225H85ZM93 224H95L94 225V227L96 228V229H98L97 231H94L92 234H89V232H88V230H91L92 228H94L93 227ZM120 224V225H121ZM25 225V226H26ZM39 225V226H38ZM99 225V226H98ZM109 225H111V224H109ZM119 225V226H120ZM1 226V225H0ZM118 226V227H119ZM122 226V225H121ZM3 227V226H2ZM2 227H0V229H3ZM34 228V230H32L33 228ZM57 227V226H56ZM117 227V228H118ZM55 228V227H54ZM53 228V229H54ZM81 228V229H80ZM87 228H88V230H87ZM89 228H91V229H89ZM102 228V227H101ZM36 229V230H35ZM70 230H68V231H70ZM93 230V229H92ZM23 231V230H22ZM53 232H55V234L57 235V234H59V235H57V236H60V238L62 239V243H60L61 241V239H57V241L60 243H58L57 241H56V239H53ZM56 232H58V233H56ZM87 232V233H86ZM90 232H92V231H90ZM0 233H1V231H0ZM23 233V234H22ZM26 234V235H25ZM67 234V235H66ZM1 235V234H0ZM25 235V236H24ZM32 235H33V240L31 239V237H32ZM56 235H55V238H56ZM66 235V237H67V239H66V237H63V236H65ZM68 235H70V236H68ZM13 236V237H12ZM23 238H22V237ZM81 236V237H80ZM92 236V237H91ZM97 236H98V234H97ZM21 237V238H20ZM38 237H39V239H38ZM96 237V236H95ZM26 238V239H25ZM69 238H70V240H71V242H69L70 240H69ZM73 238V239H72ZM22 239H25L26 241V243L24 242V244L26 245V244H28L27 245V247L28 246H30V244H33V246H31V248H33L32 250H30V248H29V251H31L28 255H30L31 256V258H30V256H28L27 255V253L29 252L28 250H27V253L25 252V253H23L24 251H25V245H23V247L21 246V244L23 243L22 241H24V240H21ZM42 239V240H41ZM91 239V240H90ZM21 241V242H19V241ZM29 240L30 241H32V243L31 242H29ZM34 240H35V242H34ZM38 242H37V241ZM41 240V241H40ZM55 240V242H57V243H53V241ZM65 240H67V242H64ZM80 240H83V241H80ZM106 240V241H105ZM113 240H112V242H113ZM96 243V246H95V243ZM102 241V242H101ZM13 244H12V243ZM51 242L53 243V245L51 244ZM75 242V243H74ZM81 243L82 242V244H80L79 243V245H80V247L82 246V248H76V244L77 243ZM83 242H85V248H83V246H84V243ZM100 242H101V244H100ZM107 242V243H106ZM19 243H21V244H19ZM38 243V244H37ZM66 243V244H65ZM12 244V245H11ZM41 244V245H40ZM57 244H59V245H57ZM106 244V245H105ZM11 247H10V246ZM74 245V246H73ZM110 245V246H109ZM8 248V247H10V249H8V251H12V252H10L9 254L7 253V252H5V251H7L6 249V247ZM43 246V247H42ZM53 246V247H52ZM77 246H78V244H77ZM38 247V248H37ZM57 247V248H56ZM60 247V248H59ZM90 247V248H89ZM104 247V248H103ZM107 247V248H106ZM25 248V249H24ZM27 248V249H28ZM87 248V249H86ZM4 249V250H3ZM21 249L23 250L24 249V251H21ZM77 249L78 250H80V251H82L83 250V252H78L77 251ZM82 249V250H81ZM100 250V254L102 255V256H99L100 254H99V251L98 250ZM101 249H102V253H101ZM57 250V251H56ZM63 250V251H62ZM4 253H6V254H8V255H4L3 254V252ZM61 251V252H60ZM15 252H13V253H15ZM23 254H26V255H23ZM56 252V253H55ZM89 252V253H88ZM13 253L11 254L12 255V257L15 255H13ZM20 253V254H19ZM34 253V254H33ZM43 253V254H42ZM21 254L23 255V256H21ZM32 254H33V256H32ZM11 255H9V257H10V259L12 260V261H15V260H17V258H15L16 257V255L14 256V260L11 258ZM35 255H37V257L34 259V256ZM155 255V254H154ZM3 256V257H2ZM41 256V257H40ZM61 256V257H60ZM66 256V257H65ZM71 256V257H70ZM74 256V257H73ZM79 256V257H78ZM86 256V257H85ZM45 257V258H44ZM50 258V259H48V258ZM100 257V258H99ZM20 258V259H21ZM25 258H24V260H25ZM41 258V259H40ZM43 258V259H42ZM67 258V259H66ZM72 260H71V259ZM80 258V259H79ZM32 259V260H31ZM54 259V260H53ZM70 259V260H69ZM76 259V260H75ZM77 259H79V260H77ZM30 260H31V262H30ZM67 260V261H66ZM55 261V262H54ZM50 262V263H49ZM54 262V263H53ZM61 262V263H60ZM69 262V263H68Z\"/></svg>",
  "mask_w": 264,
  "mask_h": 264
},
{
  "label": "water",
  "instance_id": "3",
  "mask_svg": "<svg viewBox=\"0 0 264 264\" xmlns=\"http://www.w3.org/2000/svg\"><path fill=\"white\" fill-rule=\"evenodd\" d=\"M171 1L184 3L189 8L191 7L195 11H198L199 15L208 21L216 36L217 33L214 27L220 29L243 54L246 62L250 64L256 73L255 75H258L262 81L264 88V45L260 38L241 22L237 15L232 13L219 0ZM217 38L220 41L218 36ZM220 42L229 51L234 68H240L239 70L243 68L249 75L254 76L253 72L232 52L230 46L222 41ZM234 68L231 69V72ZM202 156L206 167L208 190L212 202L213 194L210 187L211 168H215L218 171V177L222 184V192L226 190V185L222 178L219 163L215 157L207 151H202ZM220 196L222 203L225 205L224 194L222 193ZM225 206L228 207V205ZM237 208H242L251 215L250 221L243 228L226 233L213 228L206 234L204 242L197 243L183 252H178L167 263L161 261L159 264H264V190L259 195L254 209L244 203H240ZM183 235L185 234L179 236ZM156 254L157 252L153 256L142 258L136 264H141L147 259L154 258Z\"/></svg>",
  "mask_w": 264,
  "mask_h": 264
},
{
  "label": "trees",
  "instance_id": "4",
  "mask_svg": "<svg viewBox=\"0 0 264 264\" xmlns=\"http://www.w3.org/2000/svg\"><path fill=\"white\" fill-rule=\"evenodd\" d=\"M244 226L246 225V224H243Z\"/></svg>",
  "mask_w": 264,
  "mask_h": 264
}]
</instances>
